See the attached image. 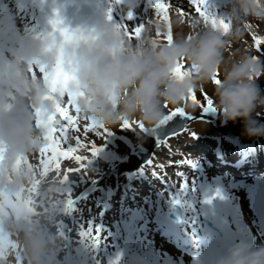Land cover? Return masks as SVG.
Wrapping results in <instances>:
<instances>
[{
  "label": "clouds",
  "instance_id": "clouds-1",
  "mask_svg": "<svg viewBox=\"0 0 264 264\" xmlns=\"http://www.w3.org/2000/svg\"><path fill=\"white\" fill-rule=\"evenodd\" d=\"M124 10H131V5L125 4ZM227 11L231 18L227 34L205 27L198 18L190 21L189 32L176 17L171 44L154 38L157 30H167L159 19L151 20L139 39L129 40L123 29L105 23L71 44H62L52 30L17 39L7 22L0 21V44L14 48L0 55V196L26 198L34 183L33 171L17 169L16 162L43 145L37 113L55 117L57 107L66 103L59 93L47 98L52 94L50 80L45 79V74L50 78L54 73L61 48L66 66L75 71L69 91L77 97L81 118L108 129L140 121L152 130L162 125L169 110L194 109L191 94L210 85L223 123L242 122L248 138L264 137V124L258 120L264 111V57L251 47L226 56L230 43L243 39L249 20L264 24V0H229ZM178 65L187 66L183 79L175 74ZM218 72L217 85L213 78ZM63 185L61 176L50 174L41 180L35 214L20 205L12 214L0 216L4 264H56L60 237L54 222L65 199ZM221 264H264V246L236 244Z\"/></svg>",
  "mask_w": 264,
  "mask_h": 264
},
{
  "label": "snow or ice",
  "instance_id": "snow-or-ice-1",
  "mask_svg": "<svg viewBox=\"0 0 264 264\" xmlns=\"http://www.w3.org/2000/svg\"><path fill=\"white\" fill-rule=\"evenodd\" d=\"M150 5L154 11V15L167 26V30L161 32L157 30L156 36L159 38L163 35V42H167L171 44L173 41V30L172 24L170 20L169 10L174 9L177 17L183 20L187 19L191 21L193 19L192 15L183 8V6L179 3L173 4L172 0H149ZM124 3V0H112V7L109 9L107 18L109 21L113 20L112 12L116 8V6H121ZM190 7L193 9L195 14L199 17L200 21L205 27H211L213 30L223 31L227 34L231 28V18H222L217 15H213L208 10V0H188ZM55 18L50 20L52 35L58 36L59 40L62 44H71L80 39H85L86 36L80 30H72L68 27L64 26V21L61 19L59 12H55ZM134 14L129 12L127 14L126 20L124 23L117 24L116 27L118 29H123L129 40L139 39L141 37L142 32L145 29V23L137 24L134 28H129V24L127 22H132L134 20ZM150 23V21H148ZM192 27V24H190ZM252 25L249 23L245 24V28L248 31H252ZM157 38V39H158ZM190 38V37H189ZM255 44V48L257 52L264 54V36H258L253 32L252 36ZM160 40V39H158ZM161 41V40H160ZM259 57V56H258ZM187 70L186 65H178L175 70V74L177 77L183 79L184 74ZM41 73L44 72L43 69H40ZM35 74V73H34ZM45 79L50 80V92L51 96L47 97L48 99H54L55 95L59 93L62 97L65 98L66 103L62 106L57 107V116L42 118L40 113H37V127L41 130L43 134V145L39 151L40 157V165L45 173L56 171L59 173L61 171V160L66 161H76L80 164V168L77 169H67V172L80 171L84 168L85 157L80 155H74L78 149L87 148L88 144L81 143V132H83L84 137L90 136L92 133H95L97 136H100L103 132L104 137H110L113 135L112 131L108 128L104 127L102 124L97 123L95 120H90L87 117L81 118L79 114V108L76 106L77 97L74 96L70 91V85L75 82L76 76L75 71L70 67L66 66L64 58H63V50L60 49L59 59L57 63V67L49 78L47 74H45ZM214 84H220L219 72L213 78ZM204 99L203 102H200L196 96V93L193 92L190 96V101L194 105V107L202 108V112L207 113H216V109L214 106V101L207 95V93H203ZM74 109V115L69 114V109ZM165 108H168L165 105ZM189 115L184 109L176 108L169 110V114L162 121V125L165 124L168 120H171L175 115ZM62 118V119H58ZM83 120L85 122V126L81 128L80 121ZM133 123L138 126V128L142 131L146 130L144 125L140 121L129 122L125 121L122 123V127L124 129H132ZM72 130V134H69V130ZM75 140V146H72L70 141ZM61 142L64 144V148L61 147ZM91 155L97 156L104 149L103 147H98L94 142L91 144ZM195 167V165H192ZM65 182L68 179V175H65ZM185 191L187 190V185H184ZM219 195V193H217ZM174 203L179 204L180 201L176 200ZM205 203H211V200H206ZM72 199L67 200V209L69 211L72 210ZM2 207V205H0ZM80 235L91 242L92 246L98 248L100 243L102 242L101 230L96 229L95 232L82 231ZM3 248V240L0 239V250ZM0 259H2V255H0ZM119 257L113 264H119Z\"/></svg>",
  "mask_w": 264,
  "mask_h": 264
},
{
  "label": "rangeland",
  "instance_id": "rangeland-1",
  "mask_svg": "<svg viewBox=\"0 0 264 264\" xmlns=\"http://www.w3.org/2000/svg\"><path fill=\"white\" fill-rule=\"evenodd\" d=\"M3 1L4 5L8 8L9 15L12 17V19L17 22L21 16L20 10L18 6L16 5L15 0H0V2ZM222 2V1H221ZM215 15L221 16L224 14L225 9L221 8V3L213 10ZM28 15V14H26ZM21 29H12L15 32V37L17 39H23V35H27L28 33L32 36V38L40 37L45 35L41 30L39 29H30L32 26H24L21 25Z\"/></svg>",
  "mask_w": 264,
  "mask_h": 264
},
{
  "label": "bare ground",
  "instance_id": "bare-ground-1",
  "mask_svg": "<svg viewBox=\"0 0 264 264\" xmlns=\"http://www.w3.org/2000/svg\"><path fill=\"white\" fill-rule=\"evenodd\" d=\"M226 56H230V53L228 52V54H226ZM192 125H195L194 127L197 128V129H205V128L208 129V125L206 123H202L200 121H195ZM132 130H133V134L132 135L138 134L136 132V130H134V127L132 128ZM111 139L114 141L115 139L117 140V137L116 138L111 137ZM135 167L138 168V165L136 164ZM113 181L114 180L112 179V181L110 182L111 185H113Z\"/></svg>",
  "mask_w": 264,
  "mask_h": 264
}]
</instances>
